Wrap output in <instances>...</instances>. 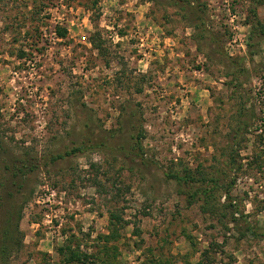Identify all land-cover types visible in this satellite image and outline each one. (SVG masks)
I'll use <instances>...</instances> for the list:
<instances>
[{"label": "rangeland", "instance_id": "374dc122", "mask_svg": "<svg viewBox=\"0 0 264 264\" xmlns=\"http://www.w3.org/2000/svg\"><path fill=\"white\" fill-rule=\"evenodd\" d=\"M263 24L264 0H0V264H65L66 247L264 264ZM136 125L145 161L49 162L131 145Z\"/></svg>", "mask_w": 264, "mask_h": 264}, {"label": "trees", "instance_id": "16d2710c", "mask_svg": "<svg viewBox=\"0 0 264 264\" xmlns=\"http://www.w3.org/2000/svg\"><path fill=\"white\" fill-rule=\"evenodd\" d=\"M261 27H262V29H264V24L261 25ZM60 35L64 36V31L63 32L60 31ZM136 126H137L136 128H138V125H136ZM143 136H144V134L141 131V127H140V129L138 128L136 135L134 136L133 143L131 145H118L116 147L111 146L112 148H110V146L108 144L109 142L106 139L98 138L97 140H92V139L88 138V140L85 143H82L79 146H76V147L71 148V149H66L63 153H58V154L53 155L49 159V162L53 163V162H56L58 160L65 159L68 156L75 155V154H78V153L84 151L88 147L89 148L98 147L101 149L108 147V149H111V151H113V152H115V151L122 152L126 156H130L133 159L145 161L144 157H143V144H142ZM22 163L20 165H16L15 170L17 172L19 171L24 176L28 175L29 172L31 171V169H34L35 167H39V164L36 166H31V162L28 160L22 161ZM168 177L171 179L179 180V181H186V180L187 181L189 180L192 182L195 181L192 178L191 179L188 178V176L187 177L186 176H180L178 174H169ZM64 262H65V264H73V263L86 264L85 260L83 258H81V256L78 254V252L73 250L71 247H66V256H65ZM197 264H203V262L200 261Z\"/></svg>", "mask_w": 264, "mask_h": 264}, {"label": "built area", "instance_id": "2783aa9c", "mask_svg": "<svg viewBox=\"0 0 264 264\" xmlns=\"http://www.w3.org/2000/svg\"><path fill=\"white\" fill-rule=\"evenodd\" d=\"M54 195H55V193L52 191V193L48 196V199L50 196L53 197Z\"/></svg>", "mask_w": 264, "mask_h": 264}]
</instances>
